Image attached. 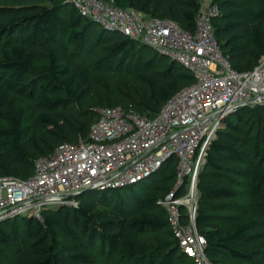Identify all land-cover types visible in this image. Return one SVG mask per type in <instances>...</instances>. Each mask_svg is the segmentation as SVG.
<instances>
[{
  "label": "trees",
  "instance_id": "16d2710c",
  "mask_svg": "<svg viewBox=\"0 0 264 264\" xmlns=\"http://www.w3.org/2000/svg\"><path fill=\"white\" fill-rule=\"evenodd\" d=\"M106 1L174 21L189 32L198 10V0ZM214 3L219 14L212 19L213 34L221 52L234 70L252 69L264 54L259 23L264 0ZM98 50L108 59L105 72H129L145 86L142 93H107L101 107L127 105L153 117L168 98L194 81L177 63L94 24L62 0H0V176L26 178L37 157L61 143L87 138L96 115L90 111L93 71L86 61ZM17 100L22 107H15ZM245 109L229 116L209 141L197 174L195 225L205 239L210 264L262 260L254 244L264 237V107L248 112L256 135L250 149L240 139ZM174 181L171 159L147 183L85 194L77 205L45 209L41 220L5 221L0 224V243H7L2 229L8 228L23 251L15 264H96L94 250L106 253L110 264H194L180 252L167 214L157 205ZM237 211L240 224L226 229ZM148 235L160 237L153 248L142 240Z\"/></svg>",
  "mask_w": 264,
  "mask_h": 264
},
{
  "label": "built area",
  "instance_id": "2783aa9c",
  "mask_svg": "<svg viewBox=\"0 0 264 264\" xmlns=\"http://www.w3.org/2000/svg\"><path fill=\"white\" fill-rule=\"evenodd\" d=\"M94 24L153 49L193 76L153 117L121 106L95 111L86 139L64 142L37 157L26 178L0 176V224L41 220L51 207L77 205L87 192L123 190L150 179L175 160V181L158 199L180 252L207 264L205 239L196 229L197 174L204 151L225 120L245 107H264V55L248 70H234L213 34L214 0H198L194 29L120 8L106 0H62Z\"/></svg>",
  "mask_w": 264,
  "mask_h": 264
},
{
  "label": "rangeland",
  "instance_id": "374dc122",
  "mask_svg": "<svg viewBox=\"0 0 264 264\" xmlns=\"http://www.w3.org/2000/svg\"><path fill=\"white\" fill-rule=\"evenodd\" d=\"M259 23L261 26V30L264 32V28H263L264 18ZM250 50L254 51L255 49L253 46H251ZM150 51L155 52L153 49H150ZM75 53L76 55L83 54L80 52L77 53V51H75ZM104 54L105 53L103 52V50H98L93 55L88 57L86 61L87 66H89V68L93 71L92 72V77H93L92 90L89 96L90 111H92L93 113H95V111H97L99 108H101V106L104 105L103 103L100 102V99L107 93H111L113 97H115L116 95L124 96L125 93L131 94L135 92V90L140 93L144 92L145 90V86L142 84V82L136 79L129 72H125L121 74H112L111 72H105L103 70V67H108L106 63L108 59L104 57ZM263 55H258L256 62H258V60ZM132 64L135 65L136 60H134ZM22 106L23 104L20 101L18 100L15 101V107L20 108ZM125 107L127 108L126 110L135 111L134 108H131L127 105ZM253 109L254 107H247V109H245L244 111L248 113L252 111ZM249 115H250L249 113L245 115V122L242 126V136L240 137V139L244 142L245 148L247 149L248 147L249 149L253 147L255 140H256L255 126H253L252 120H247ZM0 128H1V124H0ZM250 159L251 158H248L249 161ZM161 172L162 170H160L155 175L157 176ZM150 179H146L137 185L147 183ZM235 189L236 191H242L245 194V190H243L241 187H236ZM88 193H102V192H96V191L90 192L89 191L87 192V194ZM234 202L240 208L239 199L235 198ZM243 203L244 205H248L247 197L244 198ZM230 213H235V211H231ZM236 216L237 217L234 220V222H232V224L224 225L226 229H231L233 225L236 223L240 224L241 217H240L239 211L236 212ZM2 230L6 237L7 243L4 244V246L2 243H0V264H15L16 262H18L19 254H21L23 251L22 250L20 251L19 248L17 247L16 241L14 240V238L10 236V233H9L10 231H8V228H5V229L3 228ZM159 238H160L159 236L148 235V236L143 237L142 240L146 242L150 248H153L155 246L156 240ZM254 245H255V248L258 250V253H260V256L262 259L261 262H259V264H264V237L256 241ZM11 253H13V256H10ZM94 255L96 259V264H110L109 257L106 255V253H101L98 250H94ZM7 259H10V261H8ZM194 264H197V263L194 261ZM207 264H210V263L208 262ZM236 264H239V263H236Z\"/></svg>",
  "mask_w": 264,
  "mask_h": 264
}]
</instances>
